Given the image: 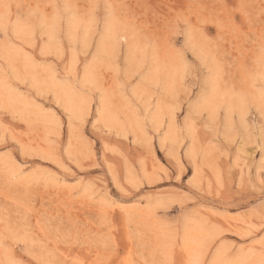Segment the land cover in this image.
<instances>
[{"label": "rangeland", "instance_id": "obj_1", "mask_svg": "<svg viewBox=\"0 0 264 264\" xmlns=\"http://www.w3.org/2000/svg\"><path fill=\"white\" fill-rule=\"evenodd\" d=\"M0 264H264V0H0Z\"/></svg>", "mask_w": 264, "mask_h": 264}]
</instances>
